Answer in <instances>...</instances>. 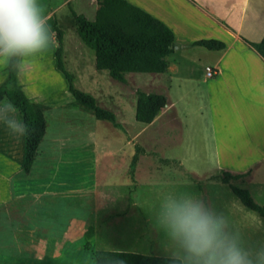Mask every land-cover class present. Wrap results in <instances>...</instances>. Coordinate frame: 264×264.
Returning a JSON list of instances; mask_svg holds the SVG:
<instances>
[{"label":"crops","instance_id":"crops-1","mask_svg":"<svg viewBox=\"0 0 264 264\" xmlns=\"http://www.w3.org/2000/svg\"><path fill=\"white\" fill-rule=\"evenodd\" d=\"M128 1L162 21L174 34L173 50L166 56L167 70L150 73L165 77L168 88L164 93L171 103L151 123L138 122L150 127L173 109L176 127L167 133L168 121L162 118L159 134H149L157 148L143 150L138 158L163 159L164 169L161 173L157 169L144 171L141 162L134 163L140 133L129 130L135 118L136 98L126 113L122 107L110 110L120 126H115L113 135L101 133L93 144V154L87 157L101 160L110 174L102 175L86 191H91L95 207L90 237L93 248L182 258L185 253L171 234L164 205L173 200L202 202L198 184L187 178L189 174L204 178L202 185L210 212L217 218L223 216L227 233L237 237L243 246L264 244V216L247 208L220 179L223 171L242 174L249 170L244 182L233 183L248 188L254 200L264 205V60L245 41L256 42L264 36V0ZM92 2L98 4L97 0ZM97 8L98 5L95 12ZM200 39L220 40L225 48L209 50L193 44ZM190 47L197 49L189 54L186 50ZM88 48L80 45L75 57L85 63L88 50L94 71L108 73L94 68ZM195 60L199 66L196 70ZM207 66L215 70L212 77L206 75ZM230 106L237 123L226 119L224 111ZM0 125L5 127L2 122ZM8 141L6 131L0 130V156L8 152ZM143 142H147L145 138ZM169 162L180 175L153 178L155 174L172 172ZM5 167L0 165V177H5ZM123 228L131 233L125 243L118 236ZM41 243L31 246V259L42 260L59 252L57 247L50 250L43 238Z\"/></svg>","mask_w":264,"mask_h":264},{"label":"rangeland","instance_id":"rangeland-1","mask_svg":"<svg viewBox=\"0 0 264 264\" xmlns=\"http://www.w3.org/2000/svg\"><path fill=\"white\" fill-rule=\"evenodd\" d=\"M38 2L44 6L54 42L45 52L24 58L22 62L19 60L17 79L27 96L44 107L46 133L31 171L26 174L22 170L24 135H14L6 125H0V130L6 131L9 140L8 152L0 156V165H6L5 177H0V264H95L91 251L82 245L85 238L90 240L93 234L95 214L92 193L86 191L102 175L110 174L104 170L101 160L96 162L94 158L87 157L93 154V144L101 133L113 135L116 127L108 121L95 119L86 107L72 99L67 81L56 67L55 50L58 43L55 25L62 31L63 61L72 75L74 87L94 96L100 107L107 110L122 107L126 113L136 98L137 89L166 92L168 82L162 75L150 73H129L125 82L115 81L105 70L94 71L88 50L85 52V63L75 57L80 45L88 47L75 31L72 10L93 19L98 4L91 3V0ZM193 49L197 48L190 47L186 51L191 54ZM89 50L95 68L94 52ZM194 62L196 70L199 66L196 60ZM6 73L7 60L0 59V82ZM224 112L228 121H237L232 115L234 110L231 106ZM17 118L22 120L19 112ZM162 118L168 121L165 125L167 133L175 129L173 109H168ZM162 118L147 127L132 117L129 130L140 133L135 144L134 163L141 162L144 171L157 169L163 172V159L152 156L138 158L143 150L157 148L154 139L148 136L159 134ZM134 124L142 126L135 128ZM143 138L147 142L144 143ZM5 154L6 158H3ZM168 168L174 174L165 171L155 174L153 178L166 179L180 175L174 171L173 162H169ZM50 194H55V197ZM17 195L20 198H16ZM130 235L126 228L118 233L123 243L129 240ZM41 238L50 250L54 251L57 247L59 252L48 254L42 260L31 259V246L37 247ZM40 245L42 248L43 244Z\"/></svg>","mask_w":264,"mask_h":264},{"label":"trees","instance_id":"trees-1","mask_svg":"<svg viewBox=\"0 0 264 264\" xmlns=\"http://www.w3.org/2000/svg\"><path fill=\"white\" fill-rule=\"evenodd\" d=\"M97 3L98 8L92 20L72 10L77 35L94 50L95 67L108 70L109 76L120 82H125V75L130 72L164 73L168 68L166 56L172 52L174 45L172 30L128 0H97ZM55 31L58 43L55 50L56 67L66 79L72 99L86 107L94 118L120 126L113 112L100 107L91 94L74 87L72 75L65 68L63 61L62 31L56 25ZM245 41L264 60V36L256 42ZM193 44L209 50L225 48V43L216 39H200ZM18 59L7 60V73L0 82V100L5 97L11 100L21 114L23 122L28 125L29 130L24 134L22 161V170L27 174L31 171L36 159L38 148L46 133L47 123L44 107L32 101L18 82ZM170 103L168 95L164 92H147L137 89L135 119L145 124L151 123ZM249 172L248 170L242 174H232L229 171H223L220 179L230 186L233 193L247 208L264 216V205L254 200L249 189L233 183L236 180L244 182ZM188 177L198 184L202 193V203L210 212L202 185L204 178L190 174ZM82 245L91 251L95 264H181V259L176 257H159L153 253L145 255L125 251L97 250L87 238Z\"/></svg>","mask_w":264,"mask_h":264},{"label":"clouds","instance_id":"clouds-1","mask_svg":"<svg viewBox=\"0 0 264 264\" xmlns=\"http://www.w3.org/2000/svg\"><path fill=\"white\" fill-rule=\"evenodd\" d=\"M54 37L44 6L38 0H0V59L33 57L45 52ZM17 107L0 100V122L10 133L23 136L28 125L17 118ZM173 237L185 255L181 264H264V244L243 246L224 229L226 221L215 217L202 202L173 200L164 205Z\"/></svg>","mask_w":264,"mask_h":264},{"label":"built area","instance_id":"built-area-1","mask_svg":"<svg viewBox=\"0 0 264 264\" xmlns=\"http://www.w3.org/2000/svg\"><path fill=\"white\" fill-rule=\"evenodd\" d=\"M205 70H206V75L208 77H212L215 74V70L210 66H207Z\"/></svg>","mask_w":264,"mask_h":264}]
</instances>
